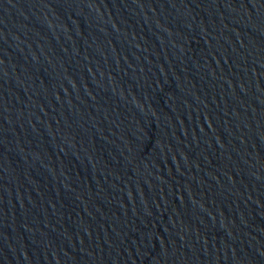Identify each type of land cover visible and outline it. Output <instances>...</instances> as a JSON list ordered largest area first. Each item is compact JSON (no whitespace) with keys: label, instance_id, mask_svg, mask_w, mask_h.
Listing matches in <instances>:
<instances>
[{"label":"water","instance_id":"water-1","mask_svg":"<svg viewBox=\"0 0 264 264\" xmlns=\"http://www.w3.org/2000/svg\"><path fill=\"white\" fill-rule=\"evenodd\" d=\"M0 264H264V0H0Z\"/></svg>","mask_w":264,"mask_h":264}]
</instances>
